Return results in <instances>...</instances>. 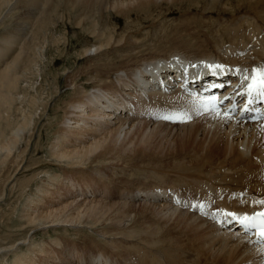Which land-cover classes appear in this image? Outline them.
Returning <instances> with one entry per match:
<instances>
[{"label":"bare ground","instance_id":"1","mask_svg":"<svg viewBox=\"0 0 264 264\" xmlns=\"http://www.w3.org/2000/svg\"><path fill=\"white\" fill-rule=\"evenodd\" d=\"M40 1L30 0L33 5L35 4L31 10L39 9ZM180 1L177 2L180 3ZM187 1L191 2L192 0ZM194 1L204 2L205 0ZM212 1L216 0H210V2ZM117 2L121 3V7L124 8L127 5L132 6L137 3L135 0H121V2L118 0ZM114 3L116 2L112 4ZM224 3L229 2H222L220 4L222 5L221 9L223 8L224 13H231L234 16L233 18L231 16L233 22L231 21L232 23L230 22L225 28L222 26L221 32L225 36L224 40L217 41L212 38L213 41L209 40L212 41L209 46L213 49L209 55H191L198 53V51L193 49L197 47V44H190L184 47V51H169V53L152 54L140 58V52L143 50L141 49L143 46H139L141 41L133 39L129 41L127 39L129 42L125 46H128L130 50L133 49L130 52L133 59L120 64L116 71L108 72L109 75L105 76V74L99 73V77L104 78V81L99 80L98 84L94 85L93 89L88 92H79L76 98L66 106L67 111L65 117H63L65 121H61V130L57 136L55 135L57 138L52 144V151L55 154H52V156L63 159L64 166L71 170L65 171L64 177L68 179L63 183L70 185L77 192L74 194L70 190V192L66 191L64 194H59L61 189L66 188L59 182L61 176L58 173L49 174L50 176L47 177L53 184L50 183L51 185L48 186H52L53 189L48 186L42 188L38 193V197L41 196V201L38 200L34 204L28 203L29 211H24L20 216L19 228H29L31 235L23 241L14 242L13 244H0V264H6L5 259L7 257H11L7 264H264V246L256 245L248 236L237 230L224 229L221 224L217 225L215 219L211 217V214L216 211L212 208L210 212L205 208H195L187 211L186 206L179 202L183 198L180 200L181 196L176 192L177 188L179 190L181 188L177 184L182 183V179L185 181L188 176L191 179L200 177V180L205 178L207 182L209 179L215 181L217 183L216 188L220 185L221 189L222 187L223 189H230L224 193L223 198H220V202L230 200L231 203L240 205L244 209L236 212L233 211L234 209L224 208V204L218 207V212L226 210L244 213L264 206L259 203V201L264 200V122L249 123L241 119L225 117L218 106V102L223 97L228 95L227 100H229L230 97L241 92L242 83L235 89L237 85L235 82H238L236 77L243 78L244 73H250L255 67L258 70L264 68V1L246 0V4L241 9H227ZM12 6L8 8L7 12L0 13L4 14V16H0V22L6 15L10 14ZM110 8L112 10L114 7ZM121 11L119 12L121 13ZM247 11L255 13L253 14L254 17L247 15ZM200 12L203 15L207 14L208 8H204ZM184 33L185 35L201 37L192 30L184 31ZM13 36L17 37V35H12L8 39L0 40V45L3 44V49L5 48L2 50L0 47V52H2L0 53V61L14 48ZM215 36L218 38V35ZM215 36L210 35L213 38ZM206 39L202 38L200 40ZM200 40L197 38V41ZM120 42L118 41L116 44L112 42L114 44V46L112 44V49L116 48ZM109 44V42H106L105 48ZM137 47H140V49ZM105 48L93 46L85 49L81 55L85 59H91V57L93 58L103 52ZM21 55L22 53L15 55L13 60L9 64L7 63L8 65L3 68V76L12 69ZM223 66L225 67L224 71L228 72L229 78H234L231 87L219 90V80L213 78L211 74L203 83L197 82L189 76L186 77L188 79L187 84L181 83L183 73L193 74L200 69L214 71ZM202 91L206 92L203 94ZM154 108H159L163 115L159 117L148 115ZM187 112L193 115L186 116ZM184 117H186V120ZM25 118L21 119L24 121ZM31 122L32 115H30L27 122H22L24 124L21 123L19 127L17 126V130L11 132L13 137L0 130V165L12 153V147L16 143L20 131L24 129L23 126L28 127ZM187 122L189 124L181 125ZM141 125H145L151 130L163 128L166 131L168 130L170 134H179L184 130L192 129L200 141H203L209 135L211 136V131L214 130L220 136L218 138L217 135L216 143L219 144L224 140L229 142L231 147L227 152L196 151L199 153H197L198 156H200V153L201 155L204 154L205 159L203 158V162H200L199 157L194 156V160L186 162L188 163L187 166H183V162L178 164L174 160L175 162H171H177V164H173L158 161L153 157H149L150 162H143L146 157L136 153L133 158L145 163V167L158 170L150 171L149 169V172L144 170L147 173L141 172L143 173L141 176L144 175L146 180L151 181L149 185L145 184L144 186L143 183L144 188L137 189L131 196L121 199L125 201L123 203H108L97 199H87L90 198L89 192L96 187L94 180L99 181L103 176L100 174L102 170H97L98 166L89 170L87 175L85 174L84 167L81 165L87 155L90 156L93 153L95 157L92 163L98 162L100 165L99 161L111 158L110 153L106 150L105 143L111 134L118 131V133L122 132L123 134V132H129ZM6 128L4 127V129ZM192 151L195 150L181 151L180 154H188ZM70 154L78 155L69 156ZM74 157L79 159L81 157L84 160L80 159L82 161L79 162ZM102 163L104 162L102 161ZM200 164L202 166L208 164V167L200 168ZM122 168L118 172L119 174L128 170ZM166 168H172V170ZM103 170L106 172L110 169ZM61 173L64 175L62 171ZM119 174L118 176H120ZM128 174L130 175V172ZM100 175L101 177H99ZM114 175L116 176V174ZM90 177L93 179H90ZM163 179H168V182L172 183L170 189H167V187L160 188ZM203 182L206 183V181ZM105 188L103 187V190ZM149 188L150 190L147 191ZM174 188L176 189L173 190ZM192 188L194 187L192 186ZM221 189L219 188V190ZM90 193L96 194L97 192ZM77 195L82 198L76 199ZM73 197V205L76 206L90 203V205L101 204V206L110 207L111 209L118 207L120 210L112 218L107 219L105 223V225H109L107 228L97 231L90 230L93 227L76 222L79 214L78 210L66 216H55L60 209H53L52 207L60 201ZM126 200L139 201L140 203H126ZM40 205L42 207H39ZM183 211L188 212V214ZM180 216L184 217L194 227L193 232L177 224ZM127 219L131 221L132 226H130ZM108 220L110 223H108ZM42 221L48 222L36 223ZM98 223L102 225L100 221ZM227 223H232V220L227 221ZM33 231L36 235L45 233V240L40 243L32 242ZM48 231L59 238L49 237V234L46 233ZM83 232H89L95 237H90L89 233L86 236ZM71 236L77 237L79 240L75 242L71 240ZM225 253L231 254L234 259H225Z\"/></svg>","mask_w":264,"mask_h":264},{"label":"rangeland","instance_id":"2","mask_svg":"<svg viewBox=\"0 0 264 264\" xmlns=\"http://www.w3.org/2000/svg\"><path fill=\"white\" fill-rule=\"evenodd\" d=\"M117 1L118 0H108V2L107 0H41L39 9L37 8L33 11L31 8L35 4L33 5L30 0H0V13L3 11L7 12L8 8L13 4L10 14H8L9 16L6 15L2 22H0V40L5 38L8 39L12 35H17L16 38L13 36V42L15 41L14 48L10 50L8 55L6 54V56L2 58V61H0V130L6 135L9 134L8 136L13 137L11 132L17 130V126L19 127L22 122H27L30 115H32L30 126H23L24 129L20 131V134L16 138V143L12 147V153L6 158L3 164L0 165V244H13L14 242L23 241L26 237L28 238L31 235L29 228H19L20 216L24 211H29L28 209L30 208L27 206L28 203L34 204V202L38 200L41 201V196L38 197V193L42 188L44 189V187L53 184V182L48 179L49 177H47L50 176L49 174H60L59 176L61 177L59 182L66 188L61 189L59 194H64L66 191L70 192V190L74 194L77 192L70 185L64 184V181L68 179L64 177L65 171L68 172L71 170L64 166L65 163L63 159L52 156V144L61 130L62 122L65 121L63 117H65L67 111L66 106L76 98V95H78L79 92L81 93V91L85 93L92 90L94 85L98 84L97 82L99 80L104 81V78L102 79L101 76L99 77V73H103L105 76L109 75V73L116 71V68H118L120 64L133 59V57H131L132 54H130L133 49L130 50L128 46H125L130 40L141 41L142 45L140 44L139 46H143L141 48L143 50L140 52L142 55H139L140 58L152 54L159 55L164 52L169 53V51H184V47L190 44H197V47L193 49H197L198 51V53H193L191 55H209L213 50L209 46L210 42L213 41L212 39L217 41L225 39L221 30L230 24L234 17L231 13H224L223 8L221 9L222 5L220 4H222V2H229L224 3L227 9H241L243 5L246 4V0H216L212 2H210V0H205L204 2L181 0L180 3L177 2L178 0H135V2H137L136 4L134 3L132 6L127 5L124 8L121 7V3L119 4ZM119 1L121 2V0ZM113 2L116 3L112 4ZM110 7H114L113 9L115 10H111ZM117 7L119 10L116 9ZM204 8H208V13L203 15L200 11ZM41 10L42 14L40 13ZM119 11H121V13ZM246 14L250 17H254L253 14L255 13L247 11ZM0 16H4V14H0ZM185 24L187 27H185ZM252 27L254 28V25ZM187 28L201 37L185 35L184 31H188ZM179 32H181V35L178 34ZM213 32L215 35H218V38H216ZM210 35L215 37H210ZM203 36L207 39L200 40L202 38L205 39ZM197 38L200 41H197ZM187 39H190V41ZM118 41H121L119 45L114 48L115 50L112 49L114 46L112 42L116 44ZM106 42L110 43L106 47L109 48L107 50L105 48ZM93 46H102L105 49H103V52H100L99 55L93 58L91 57V59L82 57V52ZM0 47L2 50L5 49H3V44L0 45ZM140 47L137 48L140 49ZM19 53H22L20 59L15 63L12 69L3 76V68ZM2 81H4V83H2ZM148 115L159 117L163 115V112L161 110L159 111V108H154ZM185 115L191 116L193 114L187 112ZM22 116L24 118L26 116L24 121L21 119L23 118ZM184 119L186 120V117H184ZM189 122L185 124L182 123L181 125H187ZM4 127H8L6 128L7 130L4 129ZM118 132L111 134L108 137L109 139L107 138L105 142L106 150L110 153L111 158L109 159L111 160H105L103 157L104 160L102 161L104 163L99 161V165L98 162H94L95 164L92 163L95 157L93 153L90 154V156L87 155L88 159L85 158V160L83 159L84 156L83 158L80 157V159L84 160L81 166L84 167L83 171L85 170L86 175L89 170L95 167L97 168V166V170L103 171L100 172L103 176H99L101 180L99 179V181H96L95 179L96 187L90 191H96L97 193L92 194L89 192L88 195H90V198L87 199H97L108 203L125 202L121 199H125L124 197L126 196H131L137 189L141 190L144 188L145 184L149 185L151 183L150 180H146L144 175L141 176L143 174L141 172L144 170H148L149 172V169L150 171H158L154 168L145 167L146 164L143 162H150L149 157L163 162L175 160L178 164H182L183 162L182 165L187 166L188 163L186 162L194 160V156L199 157L200 159L198 158V160L203 162L202 160L205 155L202 154V156L200 153V156H198V152L196 151L210 152V150H213L227 152L231 147L229 142L224 140L217 144L216 138L219 135L217 132H214V130L211 131L212 135H209L203 141H200L196 137L195 131L192 129L184 130L179 134H170L168 130L166 131V129L164 130L163 128L151 130L145 125H141L129 132H123V134L122 132ZM209 134L211 133L209 132ZM218 138H220V136ZM102 150L101 152H103ZM186 150L195 151L189 152L188 154H180L181 151ZM136 153L144 155L146 157L145 160L142 162L133 158ZM77 155L78 154H70L69 156ZM74 158L79 162L82 161L77 157ZM74 158L71 159L75 160ZM174 162L171 163L177 164V162ZM110 166L114 168H109ZM179 166L182 167L181 165ZM121 167H123L122 169H128L127 172L119 174L118 172L121 170ZM203 167L207 168L208 164L204 166L201 165L200 168ZM107 168L110 170H107ZM103 169L107 171L105 172ZM166 169L172 170V168ZM129 172L130 175L128 174ZM113 173L116 174V176ZM118 174L120 176H118ZM83 179L84 177L82 180ZM90 179L93 178L90 177ZM204 179L205 178L200 180V177L191 179V177L188 176L185 181L182 179L184 186L182 183H176L178 187L181 188L180 190L178 188V190L176 188L173 190L176 189L178 195L181 196L180 200L183 198L187 201L194 202L198 197H207L206 200L208 204H210L209 208L206 204L202 203V201L205 202V200L202 199L197 200L195 204L190 203L188 205L183 199L182 201L177 200L186 206L187 211H191L190 209L195 208L211 210L213 207L218 208L220 205L224 204V208H228V210L234 209L233 211L236 212L244 210L240 205L231 203L232 201L230 200H224L222 204H218L221 196L214 195L213 193L210 195V192L218 190L220 192L219 195H223L230 189L224 188V190L223 187L221 189L220 185H218L217 189V183L215 181L213 182L208 178L209 180L207 182V180ZM195 180L196 182L194 183ZM168 181V179H163L160 188L167 187V189H170L172 183ZM203 181H206V183ZM185 182H187V184H185ZM192 186L194 188H192ZM48 187L52 188V186ZM103 187L106 188L103 190ZM219 188L221 190H219ZM149 190L150 188L147 189V191ZM76 197V199L82 198L78 195ZM73 200L74 197L55 204L52 208L60 209L55 216H66L78 210L79 214L76 218V222L87 224L93 227L90 230L94 231L107 228L109 226L105 225L107 219L112 218L114 214L120 210L118 207L111 209L110 207L101 206V204L90 205V203H86L76 206L73 205ZM126 203L139 204L140 202L126 200ZM236 206L239 207L237 208ZM39 207L42 206L40 205ZM185 213L188 214V212ZM98 221H100L102 225L98 223ZM44 222L48 221L36 223ZM108 223H110L109 220ZM129 224L130 226L133 225L130 220ZM177 224L188 231L193 232L195 230L184 217L180 216L177 220ZM46 233L49 234V237L59 238L56 235L54 236L51 231ZM83 233L88 236L89 232ZM44 234L36 235V233H34L32 242H42L46 238ZM89 236L95 237L92 236V234ZM68 238L70 237L68 236ZM71 240L77 242L79 239L71 236ZM224 257L227 260L234 259V257H231V254L227 253L224 254ZM10 259L11 257H7L5 263L7 264Z\"/></svg>","mask_w":264,"mask_h":264},{"label":"snow or ice","instance_id":"3","mask_svg":"<svg viewBox=\"0 0 264 264\" xmlns=\"http://www.w3.org/2000/svg\"><path fill=\"white\" fill-rule=\"evenodd\" d=\"M245 79H249L245 77ZM252 83L248 86L249 92L257 91L260 94H264V68L262 69H253L251 76ZM261 205H264V200L259 201ZM226 216H229L233 219H238V222L245 228L253 227L259 229V239L261 242H264V211L254 213L251 217L245 214L243 217H236L235 213H225Z\"/></svg>","mask_w":264,"mask_h":264}]
</instances>
